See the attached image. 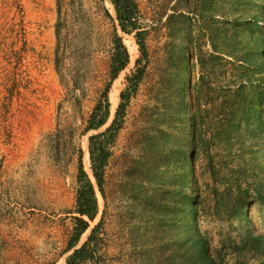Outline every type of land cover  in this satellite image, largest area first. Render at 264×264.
Returning a JSON list of instances; mask_svg holds the SVG:
<instances>
[{
	"label": "rangeland",
	"instance_id": "1",
	"mask_svg": "<svg viewBox=\"0 0 264 264\" xmlns=\"http://www.w3.org/2000/svg\"><path fill=\"white\" fill-rule=\"evenodd\" d=\"M134 3L0 0V264H264V0Z\"/></svg>",
	"mask_w": 264,
	"mask_h": 264
},
{
	"label": "trees",
	"instance_id": "2",
	"mask_svg": "<svg viewBox=\"0 0 264 264\" xmlns=\"http://www.w3.org/2000/svg\"><path fill=\"white\" fill-rule=\"evenodd\" d=\"M114 3L117 8L118 18L121 21L120 26L122 30L126 31L128 26L134 30H138V27H136V25L132 21V17L134 16V13L137 11V6L135 5L134 0H114ZM144 35L145 33L143 31H138L136 34V39L142 57L146 58L147 51L145 47ZM114 43H115L114 54L111 60V75L113 79L117 78L118 74L126 68L127 64L130 61V55L128 49L125 47L122 39L118 35L115 36ZM142 75H143L142 70L138 69V75H136V80H139L142 77ZM120 108H123V105H121ZM92 169H93L94 177L98 181V186L101 187L102 176L99 174L97 166H94ZM79 175L80 177L86 176L82 161H80V165H79ZM96 203L97 200L95 198L94 187L92 184L89 183L87 185L86 192L83 191L79 192V198H78L79 208L77 212L80 215V218H77L78 224L74 228L75 236L69 242L68 247L65 249L63 253L70 252L77 243L78 236L83 232H85L89 227L88 222L83 217L88 216L90 219H94V213L97 208ZM94 233H95V229L92 231L88 239V242L91 241ZM79 252L80 251L76 250L73 256H71L67 261V264H74V260L78 257Z\"/></svg>",
	"mask_w": 264,
	"mask_h": 264
},
{
	"label": "bare ground",
	"instance_id": "3",
	"mask_svg": "<svg viewBox=\"0 0 264 264\" xmlns=\"http://www.w3.org/2000/svg\"><path fill=\"white\" fill-rule=\"evenodd\" d=\"M58 263H59V262H58ZM58 263H57V264H58ZM64 264H65V260H64Z\"/></svg>",
	"mask_w": 264,
	"mask_h": 264
}]
</instances>
